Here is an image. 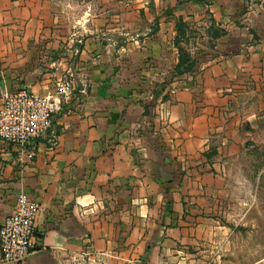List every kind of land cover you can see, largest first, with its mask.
Masks as SVG:
<instances>
[{
  "label": "crops",
  "instance_id": "1",
  "mask_svg": "<svg viewBox=\"0 0 264 264\" xmlns=\"http://www.w3.org/2000/svg\"><path fill=\"white\" fill-rule=\"evenodd\" d=\"M180 18L224 29L199 78L174 76ZM67 71L77 89L56 143L22 162L0 139V225L19 194L40 204L41 247L21 264H152L216 243L212 213L250 132L230 102L264 86V0H0V105L21 87L53 93Z\"/></svg>",
  "mask_w": 264,
  "mask_h": 264
},
{
  "label": "rangeland",
  "instance_id": "2",
  "mask_svg": "<svg viewBox=\"0 0 264 264\" xmlns=\"http://www.w3.org/2000/svg\"><path fill=\"white\" fill-rule=\"evenodd\" d=\"M208 24L205 21L192 25L193 33L183 43L196 59L212 54L209 50L216 44L211 29L218 26L212 24L207 28ZM195 71L199 78L201 70ZM164 90L170 89L165 86L162 92ZM242 91L241 97L230 102V106L236 114L241 113L242 118L250 117L249 121H244L250 132L242 153L226 164L227 190L218 197V209L212 213V218L223 226L219 240L216 243L208 239H202L199 244L179 243L174 249L187 255L179 259L150 260L152 264H264V86L249 83ZM213 151L210 148L204 155L212 159L217 155V151L215 154ZM157 248L163 253L161 245ZM139 264L148 263L143 260Z\"/></svg>",
  "mask_w": 264,
  "mask_h": 264
},
{
  "label": "built area",
  "instance_id": "3",
  "mask_svg": "<svg viewBox=\"0 0 264 264\" xmlns=\"http://www.w3.org/2000/svg\"><path fill=\"white\" fill-rule=\"evenodd\" d=\"M76 89L74 73L67 71L56 76L51 94H37L28 87L2 94L0 139L16 147L20 161L34 160L40 139L48 137L51 145L56 143L53 129L55 115ZM39 209L40 204L36 199L25 193L18 195L15 210L0 225L1 262L21 264L41 247L36 224Z\"/></svg>",
  "mask_w": 264,
  "mask_h": 264
},
{
  "label": "trees",
  "instance_id": "4",
  "mask_svg": "<svg viewBox=\"0 0 264 264\" xmlns=\"http://www.w3.org/2000/svg\"><path fill=\"white\" fill-rule=\"evenodd\" d=\"M176 32L177 34L174 40V44L178 48L179 56L177 65L174 69V76H179L194 72L197 65V59L186 47L183 46V43L187 42L193 33L191 25L183 20V18H180L176 21ZM223 33L224 29H222L221 27L211 29V35L214 38L220 37ZM213 152L214 154L216 153L215 150ZM206 154L210 156V152Z\"/></svg>",
  "mask_w": 264,
  "mask_h": 264
}]
</instances>
